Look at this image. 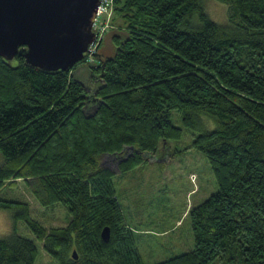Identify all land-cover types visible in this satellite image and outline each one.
<instances>
[{"label": "trees", "instance_id": "trees-1", "mask_svg": "<svg viewBox=\"0 0 264 264\" xmlns=\"http://www.w3.org/2000/svg\"><path fill=\"white\" fill-rule=\"evenodd\" d=\"M219 1L224 24L205 0H114L99 43L112 53L96 51L94 64L84 55L45 70L0 56V190L24 180L41 205L62 203L70 216L46 228L27 202L0 197L14 211L0 264H34L19 219L56 264H145L136 236L147 232L127 222L101 160L113 156L121 175L163 153L183 134L173 110L196 133L171 154L202 152L217 190L185 211L192 249L154 264H264V0Z\"/></svg>", "mask_w": 264, "mask_h": 264}, {"label": "rangeland", "instance_id": "rangeland-1", "mask_svg": "<svg viewBox=\"0 0 264 264\" xmlns=\"http://www.w3.org/2000/svg\"><path fill=\"white\" fill-rule=\"evenodd\" d=\"M205 10L216 23L224 24L227 21V4L219 0H205ZM111 15L112 13L108 17L109 22ZM108 41L104 40L100 47L99 42L87 62L95 63L96 51L102 56L112 53ZM9 61L13 65L18 62L16 58ZM81 78L87 82L86 74L83 73ZM171 120L174 125L182 128V136L171 139L168 150L163 147L164 152L161 151L158 156L153 155L147 163L119 175L113 156H103L101 160L103 165L114 171L113 181L128 217L127 222L140 231L147 232L136 236L145 264L158 263L192 249L193 232L185 211L217 190L210 164L202 152L190 147L183 154H171V150L176 147L182 149L190 146L196 133L183 125L178 110L171 112ZM0 197L27 202L30 216L46 228L65 226L70 219L67 208L62 203L41 205L24 180L6 184L0 190ZM13 212L11 209L0 208V238L12 232ZM15 224L19 235L35 242L37 256L34 264H56L24 220H16Z\"/></svg>", "mask_w": 264, "mask_h": 264}, {"label": "water", "instance_id": "water-1", "mask_svg": "<svg viewBox=\"0 0 264 264\" xmlns=\"http://www.w3.org/2000/svg\"><path fill=\"white\" fill-rule=\"evenodd\" d=\"M99 3L100 0H0V56L12 60L20 54L28 64L45 70L73 67L94 41L92 24ZM101 237L108 241L107 226ZM73 255L76 257L75 252Z\"/></svg>", "mask_w": 264, "mask_h": 264}, {"label": "built area", "instance_id": "built-area-1", "mask_svg": "<svg viewBox=\"0 0 264 264\" xmlns=\"http://www.w3.org/2000/svg\"><path fill=\"white\" fill-rule=\"evenodd\" d=\"M114 0H100L97 7L96 15L92 24V31L94 33V41L88 48V52L85 55L90 56L94 53L98 43L101 41L104 33L109 29L110 22L108 17L111 14V8Z\"/></svg>", "mask_w": 264, "mask_h": 264}, {"label": "crops", "instance_id": "crops-1", "mask_svg": "<svg viewBox=\"0 0 264 264\" xmlns=\"http://www.w3.org/2000/svg\"><path fill=\"white\" fill-rule=\"evenodd\" d=\"M124 212H125V210H124ZM126 217H127V215H126ZM128 218V217H127ZM164 232V231H163Z\"/></svg>", "mask_w": 264, "mask_h": 264}]
</instances>
